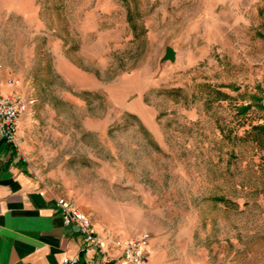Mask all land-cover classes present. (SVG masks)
Masks as SVG:
<instances>
[{
    "label": "rangeland",
    "instance_id": "374dc122",
    "mask_svg": "<svg viewBox=\"0 0 264 264\" xmlns=\"http://www.w3.org/2000/svg\"><path fill=\"white\" fill-rule=\"evenodd\" d=\"M0 65L57 132L104 111L109 197L187 264H264V0H0Z\"/></svg>",
    "mask_w": 264,
    "mask_h": 264
},
{
    "label": "crops",
    "instance_id": "0c3cea01",
    "mask_svg": "<svg viewBox=\"0 0 264 264\" xmlns=\"http://www.w3.org/2000/svg\"><path fill=\"white\" fill-rule=\"evenodd\" d=\"M12 91L27 97L21 79L0 65V94ZM32 104L18 117L16 146L0 138V264H60L76 254L83 264H121V247L115 242L140 230L149 233L146 264H187L186 249L156 233L145 222L151 219L146 209L133 207L123 186L119 195L109 197L104 111L85 118L81 133L75 128L61 133L54 122L38 117ZM58 198L86 214L104 252L94 247L81 251L86 242L75 225H63ZM103 204L104 216L97 208Z\"/></svg>",
    "mask_w": 264,
    "mask_h": 264
},
{
    "label": "built area",
    "instance_id": "2783aa9c",
    "mask_svg": "<svg viewBox=\"0 0 264 264\" xmlns=\"http://www.w3.org/2000/svg\"><path fill=\"white\" fill-rule=\"evenodd\" d=\"M30 102L31 100L13 91L4 95L0 94V138L6 143L16 146L15 133L18 117ZM55 205L59 209L63 225H75L78 233L84 238L86 245L81 248V251H86L88 247H94L98 252H104L102 244L84 212L62 198L56 199ZM147 239V234L140 232L122 242L116 241L115 244L121 247V264H146L145 244ZM60 264L83 263L79 255L76 254L63 257Z\"/></svg>",
    "mask_w": 264,
    "mask_h": 264
},
{
    "label": "trees",
    "instance_id": "16d2710c",
    "mask_svg": "<svg viewBox=\"0 0 264 264\" xmlns=\"http://www.w3.org/2000/svg\"><path fill=\"white\" fill-rule=\"evenodd\" d=\"M251 97H252L251 102L238 106V109H237L238 112L243 113L252 104L256 105L259 109L264 111V102L263 103L260 102V97L255 96L253 94L251 95ZM251 131L258 133L260 135H264V123H256V124L250 125L248 132H251Z\"/></svg>",
    "mask_w": 264,
    "mask_h": 264
},
{
    "label": "water",
    "instance_id": "95a60500",
    "mask_svg": "<svg viewBox=\"0 0 264 264\" xmlns=\"http://www.w3.org/2000/svg\"><path fill=\"white\" fill-rule=\"evenodd\" d=\"M174 59V50L170 46H165L162 56L160 57V61H173Z\"/></svg>",
    "mask_w": 264,
    "mask_h": 264
}]
</instances>
